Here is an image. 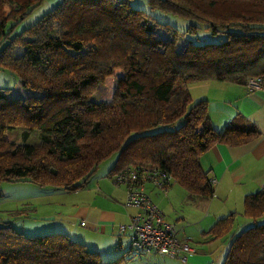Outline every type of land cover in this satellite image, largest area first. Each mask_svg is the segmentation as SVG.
Returning <instances> with one entry per match:
<instances>
[{
	"label": "trees",
	"instance_id": "1",
	"mask_svg": "<svg viewBox=\"0 0 264 264\" xmlns=\"http://www.w3.org/2000/svg\"><path fill=\"white\" fill-rule=\"evenodd\" d=\"M40 1L0 0V67L16 73L28 90L13 96L0 89V181L76 191L117 154L111 173L151 164L192 195L212 198L201 155L215 143H249L261 131L242 113L217 130L209 100H194L189 83L247 85L261 77L264 88V0H148L151 8L225 34L220 41L189 38L130 0H62L12 34ZM111 76L117 81L113 96L94 100L96 86ZM18 126L26 128L25 140L38 130L41 141L7 140ZM238 215L220 218L206 234L231 238L224 264H264V188L245 197L243 215L252 223L240 231ZM118 263L103 261L99 251L61 231L36 235L0 225V264Z\"/></svg>",
	"mask_w": 264,
	"mask_h": 264
},
{
	"label": "crops",
	"instance_id": "2",
	"mask_svg": "<svg viewBox=\"0 0 264 264\" xmlns=\"http://www.w3.org/2000/svg\"><path fill=\"white\" fill-rule=\"evenodd\" d=\"M216 83L220 86L218 92L206 96L202 93L203 97L196 99L209 100L214 127L223 130L237 114L242 113L255 123L261 135L239 146L215 143L201 155L202 168L208 172L210 180H216L212 183L215 188L212 198L192 195L175 181L166 192L150 186L152 184L146 185V192L162 210L166 220L176 225L179 238L191 239L196 252L184 262L158 253L139 254L130 245L142 264H150V261L154 264H224L231 238L213 239L206 232L220 218L232 212L239 214L236 218L238 226L239 217L244 219L242 225L252 223V219L242 216L240 211H244V199L248 194L264 188V88L251 91L244 84ZM112 168L105 178H100L101 181L94 180L96 174L85 187L64 192L71 193L70 198L55 202L57 210L47 211L44 217L36 215V208L35 212L20 215L43 221L46 226L42 222L36 224L37 228L44 226L38 232L76 234V240L97 251L101 250L99 246L104 241L123 246L125 236H119L118 226L128 223L137 209L126 204L127 189L112 180L111 174L115 172L111 173ZM242 225L237 228L238 231L245 228ZM26 230L24 227V232ZM89 242L97 245H90ZM133 255L127 257V262L140 264L133 262Z\"/></svg>",
	"mask_w": 264,
	"mask_h": 264
},
{
	"label": "rangeland",
	"instance_id": "3",
	"mask_svg": "<svg viewBox=\"0 0 264 264\" xmlns=\"http://www.w3.org/2000/svg\"><path fill=\"white\" fill-rule=\"evenodd\" d=\"M61 1L62 0H41L37 6L29 10V13L26 14V16L20 22L13 26L11 33L16 34L21 32L24 28L36 22L48 11H51V9L56 7ZM130 2L133 7L143 9L153 14L159 21L169 23L183 30V35H187L189 38H192L198 42L220 41L226 36L225 34L214 35L208 28L204 26V24H200L191 19H187L160 9L151 8L148 0H130ZM193 24H197L199 27L196 29V31L190 33L189 28ZM11 25L12 23H9L8 28H10ZM181 42L184 43L185 40H181ZM181 46L182 45H180V47ZM116 72L119 74L121 71L117 70ZM216 82L229 81H220L217 79L191 81L189 83V89L194 100L203 97L202 93L206 96L218 92L220 86ZM116 86V77H108L96 86L92 93V98L94 100H109L113 96ZM0 89L8 90L9 94L13 96L28 94V90L21 86L19 76L8 68L0 67ZM25 129V127L18 126V128L15 130L7 132L4 137L11 142H15L16 144L39 143L41 141L40 132L38 130L33 131L30 137L25 140V135H23V131ZM116 157L117 154H113L100 163L99 169L96 172L97 175H93V177L96 175L94 180L101 181L100 178H105L106 175H108V171H110L111 167L114 166L113 164ZM150 186L159 188L155 185ZM68 191L69 190H65L62 186L53 183L39 184L31 180H2L0 181V225L4 222H9L11 225H13V227L22 232L24 231L25 227L27 229L25 233L27 234L37 235V233H43L38 232L39 229L46 226L43 221H39V219H34L33 217H24V215L22 216L20 213L35 212L36 208V215L39 218L44 217V214L47 211L57 210L55 207L57 203L55 202L65 201L70 198L71 193H64ZM47 202L48 204H45ZM240 212L242 216H244V211L242 210ZM262 218H264V216ZM243 220L244 219H242V217H239L238 224L242 225ZM37 222H42L44 226L37 228ZM249 225L250 224H243L242 228ZM239 226L237 225L236 228H239ZM71 237L76 239L77 236L76 234H72ZM123 241V246L118 244L115 245L116 242L112 244L109 241L101 242L102 245L99 246L101 249L99 250L101 259L103 261H117L119 259L118 264H130L127 262V257L130 256V254H135V251L130 248V238L128 236H125ZM89 244L97 245L92 242H89ZM124 254L125 256L123 257L122 255ZM137 257H139V255H133V262L142 264ZM150 264H154V262L150 261Z\"/></svg>",
	"mask_w": 264,
	"mask_h": 264
},
{
	"label": "built area",
	"instance_id": "4",
	"mask_svg": "<svg viewBox=\"0 0 264 264\" xmlns=\"http://www.w3.org/2000/svg\"><path fill=\"white\" fill-rule=\"evenodd\" d=\"M261 77L247 81L249 90L262 88ZM116 184L127 189L126 204L136 207V213L128 223L118 226L121 237L130 238L131 247L139 254H153L173 257L186 262L196 252L191 239H181L177 227L166 220L164 213L146 192V185L158 186L163 191L175 181L173 175L151 164H134L111 174ZM212 179L211 182H215Z\"/></svg>",
	"mask_w": 264,
	"mask_h": 264
}]
</instances>
